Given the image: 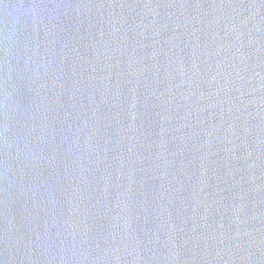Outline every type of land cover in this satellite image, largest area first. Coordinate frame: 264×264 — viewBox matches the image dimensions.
Segmentation results:
<instances>
[{"label":"water","instance_id":"obj_1","mask_svg":"<svg viewBox=\"0 0 264 264\" xmlns=\"http://www.w3.org/2000/svg\"><path fill=\"white\" fill-rule=\"evenodd\" d=\"M0 264H264V0H0Z\"/></svg>","mask_w":264,"mask_h":264},{"label":"clouds","instance_id":"obj_2","mask_svg":"<svg viewBox=\"0 0 264 264\" xmlns=\"http://www.w3.org/2000/svg\"><path fill=\"white\" fill-rule=\"evenodd\" d=\"M7 8H8V7H7ZM7 8H6V9H7Z\"/></svg>","mask_w":264,"mask_h":264}]
</instances>
